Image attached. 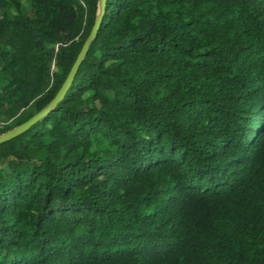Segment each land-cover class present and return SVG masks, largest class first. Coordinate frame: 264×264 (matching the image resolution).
<instances>
[{"label": "trees", "instance_id": "trees-1", "mask_svg": "<svg viewBox=\"0 0 264 264\" xmlns=\"http://www.w3.org/2000/svg\"><path fill=\"white\" fill-rule=\"evenodd\" d=\"M97 8L0 0V133ZM0 264H264V0H104L0 142Z\"/></svg>", "mask_w": 264, "mask_h": 264}, {"label": "water", "instance_id": "water-1", "mask_svg": "<svg viewBox=\"0 0 264 264\" xmlns=\"http://www.w3.org/2000/svg\"><path fill=\"white\" fill-rule=\"evenodd\" d=\"M103 10H104V0H98V8H97L96 16L94 18L92 26H91L87 36L85 37L79 51L77 52L76 57H75L74 61L72 62L67 74L65 75L62 83L60 84L59 88L57 89V91L55 92L53 97L49 100L48 103H46L42 108H40L39 110L34 112L28 118H26L22 122L14 125L13 127L1 132L0 133V142H3L7 139H10V138L16 136L17 134H19L20 132L24 131L33 122H35L38 118L43 116L55 103H57L64 96L65 92L67 91V89L71 85V82L74 78V75L77 71V68H78L83 56L85 55V53L88 49L89 43L91 42V40L96 35V32L98 30V27H99V24L101 21Z\"/></svg>", "mask_w": 264, "mask_h": 264}]
</instances>
